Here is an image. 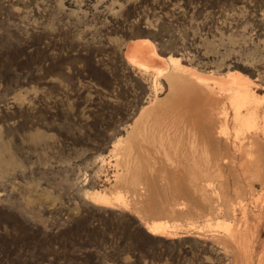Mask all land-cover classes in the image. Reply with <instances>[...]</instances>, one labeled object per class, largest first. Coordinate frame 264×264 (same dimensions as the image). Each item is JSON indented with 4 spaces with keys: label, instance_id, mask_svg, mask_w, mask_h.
<instances>
[{
    "label": "rangeland",
    "instance_id": "374dc122",
    "mask_svg": "<svg viewBox=\"0 0 264 264\" xmlns=\"http://www.w3.org/2000/svg\"><path fill=\"white\" fill-rule=\"evenodd\" d=\"M0 264H264V0H0Z\"/></svg>",
    "mask_w": 264,
    "mask_h": 264
},
{
    "label": "bare ground",
    "instance_id": "6f19581e",
    "mask_svg": "<svg viewBox=\"0 0 264 264\" xmlns=\"http://www.w3.org/2000/svg\"><path fill=\"white\" fill-rule=\"evenodd\" d=\"M127 55H128V59L131 64H133L136 67H139L140 69L146 72L156 71L158 74H161L164 72L166 73L168 72V65L174 66V68L176 69L175 71L183 70V66L181 65L179 59L169 57L166 61H164L163 59L157 57L154 54V51L152 50V48L147 44V41L132 42L128 46ZM148 57H152L154 59L156 58L157 60H159L160 65H153V64L148 63L146 60ZM233 83L239 86L238 91H236L234 94L235 95L234 96L235 106H236V109L239 110L240 106L242 107L248 103L249 95L247 91L241 90V85L239 84L240 79L237 76H235ZM91 197L95 203L106 205V206L113 205V200L106 198L103 195L102 196L94 195ZM117 201H121V198H117ZM147 228L153 234H161V233H165L166 231H168L170 226H169V223L167 222L154 221L151 224L149 223Z\"/></svg>",
    "mask_w": 264,
    "mask_h": 264
}]
</instances>
